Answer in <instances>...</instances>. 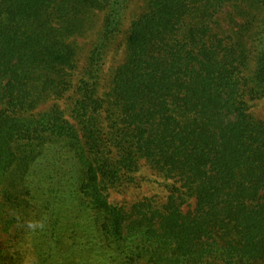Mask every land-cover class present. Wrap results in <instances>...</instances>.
I'll list each match as a JSON object with an SVG mask.
<instances>
[{
    "label": "trees",
    "instance_id": "trees-1",
    "mask_svg": "<svg viewBox=\"0 0 264 264\" xmlns=\"http://www.w3.org/2000/svg\"><path fill=\"white\" fill-rule=\"evenodd\" d=\"M264 0H0V264H264Z\"/></svg>",
    "mask_w": 264,
    "mask_h": 264
},
{
    "label": "rangeland",
    "instance_id": "rangeland-1",
    "mask_svg": "<svg viewBox=\"0 0 264 264\" xmlns=\"http://www.w3.org/2000/svg\"><path fill=\"white\" fill-rule=\"evenodd\" d=\"M257 113L264 118V108L262 106L257 109Z\"/></svg>",
    "mask_w": 264,
    "mask_h": 264
}]
</instances>
